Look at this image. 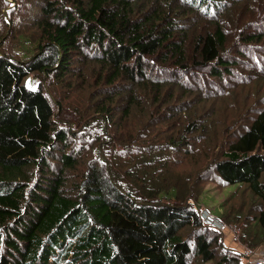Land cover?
<instances>
[{
    "label": "trees",
    "instance_id": "trees-1",
    "mask_svg": "<svg viewBox=\"0 0 264 264\" xmlns=\"http://www.w3.org/2000/svg\"><path fill=\"white\" fill-rule=\"evenodd\" d=\"M16 1L0 11V264H251L203 222L201 184L182 192L166 167L210 139L209 99L264 89V0ZM33 73L91 103L56 112ZM137 112L166 129L121 171ZM224 133L203 175L264 205V96ZM256 221L264 241V209Z\"/></svg>",
    "mask_w": 264,
    "mask_h": 264
},
{
    "label": "rangeland",
    "instance_id": "rangeland-1",
    "mask_svg": "<svg viewBox=\"0 0 264 264\" xmlns=\"http://www.w3.org/2000/svg\"><path fill=\"white\" fill-rule=\"evenodd\" d=\"M24 3L31 0H23ZM16 0H0V11L8 14L10 9L16 5ZM5 7V9H4ZM27 33L33 37L36 34L32 29H28ZM14 41L10 42L12 45ZM42 84L49 95L51 101L58 110V104H63L70 109L78 108L86 110L89 100V93L83 90L70 91L67 87L53 83L48 78H43L38 73H33L25 79V85L29 88L36 89L39 83ZM253 87H240L229 96L223 98H212L207 102V108L213 110L215 114V130L210 139L202 141L193 152L185 153L179 150L171 151L168 169L167 181L173 185H177L180 191H187L190 193L191 187L194 183L201 184V193L198 197V203L201 208H207L212 214L219 216L227 225L228 228L223 232L224 243L227 247L234 250H241L243 253L249 254L245 260L251 261L252 254L248 243H263L261 236L254 239L260 227L256 221V217L260 211L264 209L260 200L254 195L251 189L246 184L229 185L219 178L216 172H209V176H204L202 170L208 163L212 162L216 157L224 152L225 137L232 139L233 136L224 133L225 126L233 121L237 114L246 112V109L253 105L255 101L264 96L263 88ZM247 95V98H246ZM239 111L237 113L235 111ZM148 116L144 113L137 112L133 121L130 120L129 126H134V134L139 132L135 141H132L129 146L131 149L120 150L117 160H119V168L123 171L124 167L131 164H140L142 155L140 151H145L148 141H162L163 134L157 132L158 129L165 130L166 126L160 124L158 128L152 125L148 128ZM153 124V123H152ZM145 126V127H144ZM145 132L150 136L143 141L140 149L135 150V146L140 138V134ZM136 142V143H135ZM85 144H90L85 142ZM220 149L221 154H220ZM92 154V152H91ZM93 155V154H92ZM219 156V157H220ZM82 169V168H81ZM80 169V170H81ZM264 180V176H263ZM239 226H238V225ZM241 229V230H240ZM187 231L185 230L184 233ZM252 235V237H251ZM258 247H264V244ZM257 247V248H258ZM249 248V250H248ZM256 249V248H255ZM190 264H216L215 262H202L200 256L194 255Z\"/></svg>",
    "mask_w": 264,
    "mask_h": 264
},
{
    "label": "built area",
    "instance_id": "built-area-1",
    "mask_svg": "<svg viewBox=\"0 0 264 264\" xmlns=\"http://www.w3.org/2000/svg\"><path fill=\"white\" fill-rule=\"evenodd\" d=\"M200 212L201 218L206 225H209L221 232H224L226 228H228L225 222L219 216L212 214L209 209L202 208ZM250 250H252L251 264H264V247H258L256 249L250 248ZM247 255L249 257V254Z\"/></svg>",
    "mask_w": 264,
    "mask_h": 264
}]
</instances>
